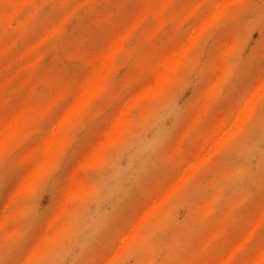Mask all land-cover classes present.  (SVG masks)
Wrapping results in <instances>:
<instances>
[{"label":"bare ground","instance_id":"bare-ground-1","mask_svg":"<svg viewBox=\"0 0 264 264\" xmlns=\"http://www.w3.org/2000/svg\"><path fill=\"white\" fill-rule=\"evenodd\" d=\"M135 1L0 0V166H12L16 162L20 168L28 169L19 194L7 198L0 212V261L17 248L16 242L23 234L22 228L13 226L25 214L19 205H24L46 173L67 152L78 128L92 123L99 106L108 100L116 103V109L107 117L105 143L91 151V161L80 168L86 178L88 174L91 176V171L97 175L114 152L117 163L107 169L95 186L78 175L72 178L60 211L48 227L47 240L29 251L27 264H64L68 248H63L61 242L72 241L69 251L74 252L76 246L87 241L86 234H81L83 240L75 244L82 227L93 236L109 222L101 209L105 199L116 201L119 209L130 203L136 191L156 173V151L160 146L159 136H154L152 141L137 135L131 137L136 125L133 113L143 101L149 105L161 104L174 75L185 63L192 62L190 53L202 37L203 28L232 19L235 9L249 0ZM71 18H78L82 26L71 28ZM171 30L175 43L170 51L162 56H156L155 51L140 53L142 44L167 42L162 39ZM104 33L110 36V44L92 51V42ZM24 42L28 47L17 51L18 43ZM44 46L55 52L45 73L39 63L46 54L40 51ZM230 56L231 52L222 53L220 58L225 61ZM120 64L132 69L127 90L143 74L153 73V82L121 100L112 82ZM76 69L85 72L76 78ZM6 74L11 76L7 80ZM27 89L31 91L30 100L23 99ZM206 93L214 96L218 90L208 86ZM263 94L264 80L259 88H250L243 100L233 96L228 103L229 112L223 117L211 112L213 102L199 110L183 138L185 150L191 153L194 149L196 154L191 155L180 173L171 178V183L145 211L130 221L106 264H127L126 257H131L133 264H240L239 260L247 256L252 244L255 257L243 264H264V243L260 244L257 236V226L264 224V202L255 212L251 211L250 202L255 187H261L262 172L253 166L252 160L256 159L255 165L264 163L262 139H247L241 146L235 159L238 168L235 175L229 179L217 176L227 179L221 192L237 190L243 198L237 213L228 209L222 218L225 224L213 229L206 238L199 237L196 248L191 249L189 243L203 227L218 220L222 196L204 206L196 204L201 192L190 193L192 201L181 226L171 208L184 186L196 174L203 173L211 156L250 120ZM6 97L22 100L15 106ZM205 123L208 130L200 131L198 126ZM129 141L132 143L126 150L124 145ZM29 142L33 143L27 147ZM247 175L252 178H244ZM93 197L97 202L90 210L87 205ZM245 221L255 225L244 229ZM232 234H237L236 239L228 241ZM189 254L194 257L191 262L184 260Z\"/></svg>","mask_w":264,"mask_h":264},{"label":"rangeland","instance_id":"rangeland-1","mask_svg":"<svg viewBox=\"0 0 264 264\" xmlns=\"http://www.w3.org/2000/svg\"><path fill=\"white\" fill-rule=\"evenodd\" d=\"M109 1L121 2L125 0ZM129 1L136 2L135 0ZM188 1L194 2V0ZM46 12L50 13V9L47 8ZM69 25L71 28H80L82 23L78 18H71ZM202 32V37L198 42H195L190 53L189 58L192 62L185 63L180 72L174 75L172 84L161 97V104L149 105L148 101H143L133 113L136 125L130 132L131 137L134 138L137 135L147 141H152L154 136H159L160 146L156 151V173L149 176L146 183L136 191L125 208L119 209L116 201L105 199L101 203V209L109 222L93 236H90L86 227H82L76 235L75 244L83 240L81 234H86L87 241L81 246H76V251H69L72 241L61 242L63 248H68L64 264H106L108 258L116 252L118 240L122 234L126 233L130 221L145 211L147 205L171 183V178L180 173L181 168L192 157L191 155L196 154L194 149L191 153L185 150L183 138L199 110L213 102L211 112L216 117H223L229 112L228 103L233 96L243 100L250 88L260 87L264 80V0L243 2L235 9L232 19L209 25L203 28ZM109 40L110 36L104 33L96 42H92L91 50L97 51L105 48L110 44ZM162 41L167 42H158L156 45L142 44L139 51L142 55L155 51L156 56H162L174 47V31L166 32ZM4 45H7V42H4ZM17 46V51L24 50L28 47V43H18ZM51 49L48 46L40 49L41 52L46 53L44 58L39 61L44 73L48 71L53 61L55 52H52ZM230 52L231 56L228 60L224 61L220 58L222 53ZM84 72L85 70L76 69L75 77L79 78ZM131 73L132 69L120 64L112 77L115 92L121 100L128 99L132 93L141 92L153 82L155 77L153 73L140 75L133 83H130V89L127 90L128 88L125 87L128 80L131 81ZM23 76L24 74L19 76L17 81L21 82ZM10 77L9 74H6L4 79L7 80ZM208 86L216 88L218 95L208 96L206 93ZM6 98L15 106H18L22 100V98H12L11 100L9 97ZM24 98L25 100L32 99L30 89H27ZM115 109L114 101L103 102L99 106L94 121L90 124L85 123L78 128L76 138L67 152L46 173L43 180L23 202L24 205H19L23 206L25 214L13 226L22 228L23 234L16 242L17 248L7 252L0 264H27L29 251L35 245L47 240L48 227L52 224L54 216L60 211L63 195L75 175L87 179L88 182L91 181L92 186H95L96 182L98 183L106 174L107 169L116 165L117 156L114 152L108 156L106 164L100 169L101 173L97 175L91 171V176L88 174L86 178L80 168L83 164L91 161L90 152L99 149L105 143L104 132L107 127V117L112 115ZM206 126L207 123L198 126V129L207 131ZM257 137L264 141V94L254 107L250 120L242 127L241 131L225 147L211 156L204 172L196 174L181 190L180 198L172 203V214L178 225L181 226L184 225V220L188 215V203L192 201L190 193L201 192L196 204L204 206H209L212 200L222 196V203L218 207V220L198 231V238L192 239L189 243L191 249L197 247L199 237L206 238L213 229L225 224L222 218L228 209H233L234 213H237L243 196L237 190L229 193L221 191L226 180L235 175L238 169L235 159L241 146L247 139ZM32 143L29 142L27 147H30ZM131 143L129 141L124 145L126 150ZM179 150H181L180 153ZM252 161L253 166L262 172L261 187H255L254 195L250 199L251 211L255 212L264 202V163L255 165L256 159ZM27 172V168H20L16 162L12 166L9 164L0 166V212L4 208L7 198L19 194L20 184H23ZM217 176H225L227 179L222 180ZM244 178L252 177L249 178L247 175ZM94 200V197L92 200L90 199L87 205L88 209H93L92 204L97 202ZM254 225L253 222L245 221L243 228L249 229ZM257 236L259 243L263 244L264 224L257 226ZM236 237L237 234H232L228 241L235 240ZM252 247L253 244L247 256L239 260L240 264L255 257L251 250ZM184 260L191 262L194 257L189 254L185 256ZM126 263L133 264L134 262L131 257H126ZM34 264L39 263L35 262Z\"/></svg>","mask_w":264,"mask_h":264},{"label":"snow or ice","instance_id":"snow-or-ice-1","mask_svg":"<svg viewBox=\"0 0 264 264\" xmlns=\"http://www.w3.org/2000/svg\"><path fill=\"white\" fill-rule=\"evenodd\" d=\"M53 179H54V177H53Z\"/></svg>","mask_w":264,"mask_h":264}]
</instances>
